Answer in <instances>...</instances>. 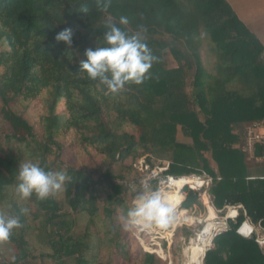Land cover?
<instances>
[{
  "label": "trees",
  "instance_id": "obj_1",
  "mask_svg": "<svg viewBox=\"0 0 264 264\" xmlns=\"http://www.w3.org/2000/svg\"><path fill=\"white\" fill-rule=\"evenodd\" d=\"M205 44L211 70L202 61ZM167 55L176 67H168ZM42 97L46 134L35 156L48 187L30 196L34 218L43 216L46 227L65 225L54 224L64 216L54 199L60 177L67 215L88 221L79 238L69 227L48 234L52 253L39 259L110 264L98 257L111 245L129 261L113 217L135 219L129 203L144 193L137 184L143 157L150 166L151 159L168 162L170 176L207 173L210 207L242 206L264 231V179H249L252 163L241 152L246 128L264 119V48L225 0H0V120L10 132L0 133V205L23 173L19 149L3 143L34 139L16 108ZM58 135L92 165L49 166L46 157L62 151ZM193 205L202 208L188 191L180 209ZM238 215L230 231L213 238L202 264H264L255 239L236 234L244 219ZM178 234L185 243L193 236L186 227ZM11 239L19 251L13 264H36L23 239ZM140 264L166 263L143 253Z\"/></svg>",
  "mask_w": 264,
  "mask_h": 264
},
{
  "label": "rangeland",
  "instance_id": "obj_2",
  "mask_svg": "<svg viewBox=\"0 0 264 264\" xmlns=\"http://www.w3.org/2000/svg\"><path fill=\"white\" fill-rule=\"evenodd\" d=\"M201 56L202 61L205 64V68L207 70H211L213 59L210 57L207 44H205L202 48ZM166 61L168 67H176V62L170 55H167ZM45 98L46 97H42L33 103H22L16 108L17 111L20 112L25 119H27L30 125L33 126V141H29V144L24 146H19L14 142H11L7 146L5 143H3L5 148H12L15 150L19 149L21 153L23 173L21 174L20 179L17 181V184L7 192V198L5 202L0 205V264H13L16 256L18 255L19 251L17 249V243L13 242L11 238H15L17 240L23 239L25 243V251H27L30 256L33 255L37 258L35 261L36 264H55L46 258L39 259V256L41 254L52 253L50 246L47 245V235H54V232H57L58 227H46L44 223L45 218L43 216L36 220L34 218L35 209L32 206V201L30 199L32 193L48 187L47 181L44 178H41L39 175V165L41 164V161L35 156V154H37V143L42 142L46 134L45 129L47 123L45 117L47 116V113ZM59 114L61 120H63L65 117L64 111L60 110ZM3 132H6L7 135L10 134L8 127L4 126L0 120V133ZM1 135L4 136L3 134ZM177 138L180 142L189 143L188 139L184 138L180 131H178ZM56 139L61 144L62 151L59 155H57V153H55L56 150L54 149L55 154L53 153V155L46 157V163L49 166H58L64 170L67 166L80 168L84 167V164L87 165V167L92 165L91 161L87 158H84L76 148L68 147V145L63 142L61 136L59 137L58 135ZM142 161L146 163V157L140 159L138 163H142ZM151 161L153 164L160 162L154 159H151ZM52 176H57L56 171L52 172ZM54 181L57 186V192L54 195V199L57 202L59 212L62 214V216L64 215L61 219L55 221L54 224L60 221L63 222L65 225L62 227V229L60 230L58 228L60 233H63V231L69 227L71 229L70 236L73 238H79L84 234L88 217L86 215H67L70 214V209L65 200L60 177L54 178ZM195 195L201 202V194ZM173 196L174 195L168 192L150 196L149 205L158 206L159 201H161L162 206L156 209L157 211H155L158 213L165 211L170 212L174 208L175 201H182L183 198L185 200L186 191L180 194L182 199L174 198ZM142 197H139L129 203V207H135L137 210L135 219L139 218L137 204H139L141 201L143 202ZM100 198L104 199L103 194H100ZM206 205L208 206L210 203L208 204L207 202ZM214 214L215 218L212 220V223L217 224L220 223L225 217L226 211H214ZM165 216L166 218L160 223V229H157L155 226H152V228L144 227L141 229L140 227L133 226V220L123 221L120 214L113 217L114 225L121 226L120 237L125 245V250L128 254L129 261L120 259V257L116 255L114 246L111 245H106L100 251L98 261L101 263L110 264H140L141 255L143 253H150L155 254L166 264H187L188 249L192 243H195L194 240L196 239L197 235L207 224L206 220L208 216L205 215L201 209L196 214L193 210H188L187 221L184 219L185 216H180L179 214L174 215L178 218V220H174V216L172 218L167 214ZM71 221H74L75 226H71ZM178 222L180 225H182L181 227L190 228L193 232L192 238L189 239L187 243H185L181 234L175 236L174 232L173 235L170 236L172 234L171 230L173 225H176ZM141 225L145 226L144 220H142ZM96 226V231L102 234V232H100L101 224L97 223ZM165 227H167V229H165ZM217 229L218 227L210 229L207 238L213 236ZM163 243H165V248H163ZM210 245L211 244H209L208 249L211 248ZM64 264H73V262L71 260H66ZM200 264H202V260Z\"/></svg>",
  "mask_w": 264,
  "mask_h": 264
},
{
  "label": "built area",
  "instance_id": "obj_3",
  "mask_svg": "<svg viewBox=\"0 0 264 264\" xmlns=\"http://www.w3.org/2000/svg\"><path fill=\"white\" fill-rule=\"evenodd\" d=\"M259 150L263 152L261 156L256 155ZM241 152L247 157H251L253 159L257 158L264 161V119L254 122L246 128L244 133V141L241 146ZM138 164L137 168L139 169V172L143 174V177L137 182V184L144 191L142 200L145 204H150V196L158 195L164 192L175 193L176 191H179V193L181 194L184 191H189L193 194H201V199L204 197L208 198L207 191L212 183V178L205 173L174 177L167 175L169 169L168 162H158L157 164H153L152 166L146 164L144 161ZM153 187H155V190H150L153 189ZM181 203L182 202H180L178 206L173 208L170 212L165 211L158 213L156 212L157 210L154 212H150L147 219L144 220L145 226L141 225L139 221L140 218H136L132 222L133 226L140 227L141 229L144 227L152 228V226H155L157 227V229H160V223L166 218V214L168 216L170 215L171 218L174 215L179 214L180 216H185L184 219L185 221H187V211L180 209ZM225 209L226 215L222 219V221L218 223L221 226L214 232L211 242L213 238L220 236L227 231H230L229 222L234 223L236 221L239 216L238 210L241 209V206H228L225 207ZM182 213L184 214L182 215ZM174 220H178V218L175 217ZM181 226L182 225H180L179 222L176 225H173V228L171 230L172 234L170 236L173 235L177 227ZM165 229H167V227H165ZM236 234L243 239L254 238L256 244L264 252V234L261 232L260 228L257 229L252 225L245 214L243 221L236 229Z\"/></svg>",
  "mask_w": 264,
  "mask_h": 264
},
{
  "label": "crops",
  "instance_id": "obj_4",
  "mask_svg": "<svg viewBox=\"0 0 264 264\" xmlns=\"http://www.w3.org/2000/svg\"><path fill=\"white\" fill-rule=\"evenodd\" d=\"M231 9L234 11L238 19L246 26V28L253 33L256 38L260 41L264 48V0H225ZM247 161L252 163V166L249 168L248 173L250 176V180L264 179V161L260 159H253L251 157H247ZM182 199V196H180ZM204 199L208 204L210 203L209 198H202L200 204L202 206L201 210L205 215L208 216V206L204 202ZM183 200L180 202H183ZM213 209V208H212ZM190 210H193L195 214L200 211L198 207L193 205ZM214 210V209H213ZM226 211V209H223ZM215 211V210H214ZM217 212V211H215ZM242 212L244 215L245 212L241 206V209L238 210V213ZM250 221V219L248 218ZM251 222V221H250ZM252 223V222H251ZM255 228H260L261 232L264 234L263 229L260 227L259 224H253Z\"/></svg>",
  "mask_w": 264,
  "mask_h": 264
},
{
  "label": "bare ground",
  "instance_id": "obj_5",
  "mask_svg": "<svg viewBox=\"0 0 264 264\" xmlns=\"http://www.w3.org/2000/svg\"><path fill=\"white\" fill-rule=\"evenodd\" d=\"M174 196L180 195L179 191H176L175 193H170ZM173 196V197H174ZM175 198V197H174ZM180 198V197H179ZM205 204L207 203L206 200L204 201ZM180 201L174 202V208L178 206ZM173 204V203H171ZM138 211H139V221L142 223V220H146L147 216L150 212H154L156 209L162 206L161 201H159V205H149L144 203L138 204ZM184 213H182L183 215ZM215 218L214 210L208 206V218L206 220V225L201 230V232L197 235L196 239L194 240L195 243H192L188 249V263L187 264H200L201 260L204 256V252L206 249L209 248V244H211V239L213 236L207 238L208 232L212 228L220 227V224H214L212 223V220Z\"/></svg>",
  "mask_w": 264,
  "mask_h": 264
},
{
  "label": "water",
  "instance_id": "obj_6",
  "mask_svg": "<svg viewBox=\"0 0 264 264\" xmlns=\"http://www.w3.org/2000/svg\"><path fill=\"white\" fill-rule=\"evenodd\" d=\"M205 255V254H204ZM203 258H204V256H203Z\"/></svg>",
  "mask_w": 264,
  "mask_h": 264
}]
</instances>
